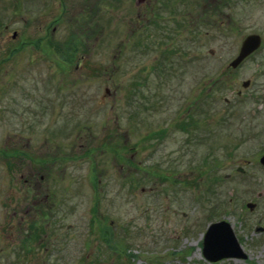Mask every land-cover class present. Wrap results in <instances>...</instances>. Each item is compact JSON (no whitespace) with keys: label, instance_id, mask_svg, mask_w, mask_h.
<instances>
[{"label":"rangeland","instance_id":"1","mask_svg":"<svg viewBox=\"0 0 264 264\" xmlns=\"http://www.w3.org/2000/svg\"><path fill=\"white\" fill-rule=\"evenodd\" d=\"M249 32L261 43L231 69ZM68 40L79 66L66 99L61 49L48 58L38 43ZM200 86L197 125L181 122L218 140L212 179L197 167L206 147L186 143L176 124ZM12 133L42 148L51 202L19 213L21 168L0 161V264H264V195L249 209L245 173L221 176L264 140V0H0V151H13L3 142ZM218 219L244 257H203L202 235Z\"/></svg>","mask_w":264,"mask_h":264},{"label":"flooded vegetation","instance_id":"2","mask_svg":"<svg viewBox=\"0 0 264 264\" xmlns=\"http://www.w3.org/2000/svg\"><path fill=\"white\" fill-rule=\"evenodd\" d=\"M57 1H59V4L62 2V0H57ZM56 5L58 4L56 3ZM15 33H16L15 30L11 31L10 35L13 37ZM59 45L60 46H57V45L49 46L47 43L45 44L42 42L38 43L40 53H42L43 55H49L48 58H50V55L54 52V47H58L59 49H61V50H57L55 54H57L59 58L57 60V63L61 70L60 75L61 77H64V79L60 80L59 83L62 85H65V88H67L66 91H68L69 89V94L65 96L67 99L70 96V94L72 95L70 90H71V86L73 82V77L71 78L69 77L73 76V71L78 68L79 63H74L72 66L69 64V62L73 59V47L69 40L64 42L63 45L61 43ZM52 55L55 56L54 54ZM239 63H237L234 67H236ZM234 67H231V69ZM82 70H83V80H84V78L88 76L86 65L83 67ZM245 86H242V87H245ZM104 91L108 92L107 88H105ZM235 92L237 95H239L240 89H237ZM202 97H203V93H202V89L200 86V88H198L197 90V94H195L192 97L191 101L186 102V100L184 99V104L181 107L182 109L184 108V111H181L182 115H181V118L178 120L179 123H176L177 125H180L182 129H186V127L185 128L183 127L184 122H181L185 120V117L186 118L189 117V119L187 120L188 124H190L194 120V125H197V121L195 120L196 118H193V116L191 115L192 114L194 115L197 112V108L200 107L199 103ZM59 98H57V100ZM223 100L227 101V98L223 97ZM12 109L14 108L12 107L8 108V112H10ZM36 109H42V104L40 101ZM13 111H15L13 113H19L17 109L16 110L14 109ZM20 112H23V111H20ZM38 112L40 111L38 110ZM2 115L4 116L3 119L5 120L8 119L5 116L4 111H2ZM197 128L200 129L199 127ZM192 129H196V126L187 128L186 130L190 132V130ZM200 130H203V129H200ZM255 130H253V133H251L252 135L255 134L256 132ZM163 134H166V128L163 130ZM206 134L208 135L206 136ZM206 134L204 137H201L200 135H202V132L201 133L190 132L188 138H185V141L188 144L192 143V141L198 142L206 147V149L201 154L200 153L198 154L197 167H199L200 169H202L203 167L206 170L208 178L212 179L214 177H217L216 173H218L219 160L223 156L220 157V155L217 153L216 148H215L216 143H218V140L216 138H211L208 132H206ZM15 135H16L15 133H12L11 136L7 135L4 138V141H3L5 144L4 147H7L6 145L9 142H11V145L9 144V148L13 146L12 148L13 151H10L11 149H8V147L4 150H1L0 151V161L2 162V165L4 166V168H7L8 171H9V168L14 165H16V167L21 168L19 176L21 177V180H22L23 192H22V200H20L19 205L17 206V210L19 211V213L20 212L26 213L28 210H32L36 212L40 210V208L42 207V204L44 203L48 204L49 202H51L49 201L50 200L49 193L47 194L46 192H44V189L46 187L43 188L42 183L44 182L43 178H45L48 173L50 174L52 173V177H53V172H52L51 167L46 166L44 169L42 168V166H45V165H43V161H42L43 154L41 156L42 148L40 146L33 145L32 148L26 149L25 144L20 142L22 140L21 135L19 133L17 134L18 136H15ZM249 135H250L249 131H246L245 140L249 138L248 137ZM258 135H255V136H258ZM157 140H162V138H158ZM263 141H260V144L263 145L262 147H260L261 145L253 146L254 149L252 151H246L245 153L246 155H250V156L245 155V159H242L240 163L230 165L226 171L221 173V176L225 180H228V181H231L233 180L234 177L241 176L245 173V192H248V194H254V200L245 202L246 206H247V203L251 204V207L247 206L249 209L255 208V206H257V204L259 203V199L261 198V196L264 195V185L258 188L255 187L256 186L255 183L262 180V178H264V161L261 159L262 155L264 154V142ZM45 142L47 144L49 143V147L52 146L51 143L56 145L55 142L47 138H45ZM16 145L17 146L19 145V146L16 147ZM223 145L224 146H221V147L227 150V153L225 156L226 159L224 160V162L227 163V165H229L232 163L233 156L231 154V150L233 147L231 143H225ZM216 147L218 149V146ZM44 149L51 152V155H47V159L45 161L51 164L52 166L53 162L55 161V158H54L55 154L52 155V149L50 148H44ZM192 157H193V160L194 159L196 160L195 155ZM59 158L63 159L64 156H60ZM42 170H45V171L43 172ZM210 186L211 185L207 186V190H206L207 192ZM232 189H234V187ZM229 193L231 194L232 190L229 191ZM255 228L262 230L261 225H257L255 226Z\"/></svg>","mask_w":264,"mask_h":264},{"label":"water","instance_id":"3","mask_svg":"<svg viewBox=\"0 0 264 264\" xmlns=\"http://www.w3.org/2000/svg\"><path fill=\"white\" fill-rule=\"evenodd\" d=\"M261 43L260 35L256 32L246 33L240 40L236 54L229 60L228 65L234 67L248 54L253 52ZM211 51V50H210ZM248 80L241 82L245 86ZM261 159L264 161V154ZM251 207L250 203H247ZM201 253L204 258L215 261L223 257H244L230 224L224 219L210 222L203 234Z\"/></svg>","mask_w":264,"mask_h":264}]
</instances>
